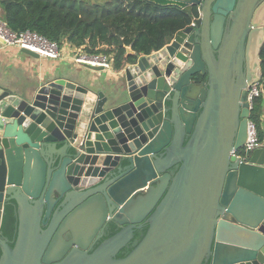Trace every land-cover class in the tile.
<instances>
[{
	"label": "water",
	"instance_id": "water-1",
	"mask_svg": "<svg viewBox=\"0 0 264 264\" xmlns=\"http://www.w3.org/2000/svg\"><path fill=\"white\" fill-rule=\"evenodd\" d=\"M145 1L195 26L151 55L127 47L118 81L77 72L0 88V264H264V146L232 156L263 76L264 0ZM220 14L240 25L225 47ZM9 206L14 247L1 232ZM111 223L120 231L90 253Z\"/></svg>",
	"mask_w": 264,
	"mask_h": 264
},
{
	"label": "trees",
	"instance_id": "trees-1",
	"mask_svg": "<svg viewBox=\"0 0 264 264\" xmlns=\"http://www.w3.org/2000/svg\"><path fill=\"white\" fill-rule=\"evenodd\" d=\"M4 21L17 33L31 31L61 47L69 44L83 48L89 56H109L115 72H122L132 62L127 47L136 54L151 55L171 42L188 27L191 16L175 7L162 8L145 0H105L93 4L83 0H0ZM197 15V11L195 10ZM124 46H121V44ZM264 86V46L261 51ZM264 97L254 103L251 119L255 122L260 141L264 143ZM111 224L108 238L118 232ZM2 238L14 247L18 233V214L7 207L1 227ZM146 233L142 230L118 258L126 257ZM2 250L0 248V258Z\"/></svg>",
	"mask_w": 264,
	"mask_h": 264
},
{
	"label": "crops",
	"instance_id": "crops-1",
	"mask_svg": "<svg viewBox=\"0 0 264 264\" xmlns=\"http://www.w3.org/2000/svg\"><path fill=\"white\" fill-rule=\"evenodd\" d=\"M3 19L4 10L2 9L0 20L4 21ZM61 49L62 57L59 59L41 57L35 59L21 53L19 47L4 46L0 43V88L10 90L14 94H21L27 90H33L39 82L54 79L56 74L78 78L77 72H80V78L82 77L87 84L91 80L101 81L106 75L109 81H118L121 77L123 71L117 73L111 69L99 72L77 64L75 58L84 51L80 52L76 47L65 44ZM109 86L110 84L100 85L99 90L108 93Z\"/></svg>",
	"mask_w": 264,
	"mask_h": 264
},
{
	"label": "built area",
	"instance_id": "built-area-1",
	"mask_svg": "<svg viewBox=\"0 0 264 264\" xmlns=\"http://www.w3.org/2000/svg\"><path fill=\"white\" fill-rule=\"evenodd\" d=\"M0 38L7 42V46H16L20 49L30 50L41 58L56 60L62 57V49L58 43L50 41L35 32H14L2 20H0ZM75 62L90 67H102L105 70L113 69V59L109 56H89L83 52L75 58ZM260 97H264V86L261 85V82L249 87L248 102L251 114L255 101ZM263 146L264 143L260 141L257 126L250 116L247 122L245 144L240 150L233 151L232 156H235L241 162H245L250 152Z\"/></svg>",
	"mask_w": 264,
	"mask_h": 264
},
{
	"label": "flooded vegetation",
	"instance_id": "flooded-vegetation-1",
	"mask_svg": "<svg viewBox=\"0 0 264 264\" xmlns=\"http://www.w3.org/2000/svg\"><path fill=\"white\" fill-rule=\"evenodd\" d=\"M194 10L197 11V8H195ZM196 17H198V15H196ZM189 26H195V23H194L193 20H192V22H191V24ZM239 29H240V25L238 24V22H236V23L233 24V21L228 20L227 17L223 16L222 14L218 15L217 22H216V25H215V35L219 39V42H220V45L219 46H221L222 44L224 45V47L227 46L229 44V42L232 40L233 35L236 34V30H239ZM204 41H205V43H204L205 47H207V42L208 43L210 42V45L209 46L211 47V39L210 38H208L207 39V42H206V37H205ZM214 53H215L216 56H218V50H215ZM240 82L243 83V80H240ZM242 92H243V89H242ZM248 97H249V88H248ZM248 97H247V101H248ZM177 169H178V166L175 167L174 169H172V173H176ZM111 224H113V223H111ZM119 231H120V229L118 230V232ZM141 231H139L138 234ZM108 232H107L106 236L104 237V239H102V240H100L99 242L96 243V245L93 247V249L90 251V253L94 252L99 247V245L103 242V240L108 239ZM132 242L130 244H128L123 250H121L118 253L117 258L119 257V255L121 253H123V251L125 249H127V248L130 247V245L132 244Z\"/></svg>",
	"mask_w": 264,
	"mask_h": 264
},
{
	"label": "rangeland",
	"instance_id": "rangeland-1",
	"mask_svg": "<svg viewBox=\"0 0 264 264\" xmlns=\"http://www.w3.org/2000/svg\"><path fill=\"white\" fill-rule=\"evenodd\" d=\"M83 1L88 2V3H93V4H96V3L97 4H104L105 3V0H83ZM77 50H79L80 52L84 51L83 48H77Z\"/></svg>",
	"mask_w": 264,
	"mask_h": 264
}]
</instances>
